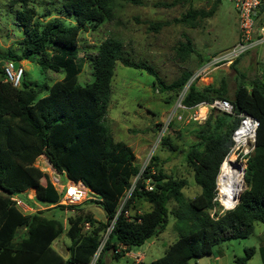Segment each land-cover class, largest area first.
Returning <instances> with one entry per match:
<instances>
[{"label": "trees", "instance_id": "1", "mask_svg": "<svg viewBox=\"0 0 264 264\" xmlns=\"http://www.w3.org/2000/svg\"><path fill=\"white\" fill-rule=\"evenodd\" d=\"M8 1L10 5L22 6L16 16L25 36L20 42L21 55L9 51L5 58L21 61L39 55L44 70L65 74L52 85L24 80L15 87L4 80V69L0 66V264H90L94 257L96 264H106L107 253L112 251V257L119 258L158 236L170 215L178 237L164 256L150 264H191V258L212 253L220 242L248 237L256 222L264 224L263 81L256 78L250 86L239 83L232 97L228 96L224 79L219 86H189L182 100L184 106L199 108L203 102L226 99L232 103L233 113L219 111L216 115L212 109L202 123H197L195 141L186 150V160L201 192L187 198L183 192L188 184L185 178L168 175L159 167L157 156H152L140 171L131 146L115 140L104 124L117 61L152 74L155 68L147 61L132 59L123 41L110 35L99 44L92 60L93 82L85 85L78 82L84 64L78 54L81 30L87 24L112 20L122 1L142 5L144 0H62V11L76 21L70 26L58 18L41 23L35 19V9L27 0ZM181 1L185 0H175L171 5ZM214 12V7L209 11L191 9L176 21L195 26L199 18L212 16ZM164 24L156 23V28ZM180 49L190 54L194 51L192 41L187 38ZM48 50H52L50 57L46 56ZM189 77L190 74H185L170 84L159 79V83L163 90L182 91ZM241 113L259 121L254 154L248 161L246 186L236 205L219 212L216 179L233 145L232 134ZM162 144L171 151H180L168 137L162 138ZM41 155L69 180L81 181L94 192V200L106 212L105 221L97 220L83 208L76 209L81 203L59 204L61 192L48 174H44L43 182L34 165ZM138 175L133 185L132 180ZM148 184L152 185L151 190L146 188ZM31 188L35 190L36 202L44 209L25 213L12 197L24 195ZM127 192L130 195L121 207ZM172 201L176 206L171 209ZM144 203L149 205L142 211ZM66 209L75 210L66 222L55 213L45 212ZM86 223L89 229H85ZM63 233L71 240L68 257L54 246ZM254 252L253 247L248 248L245 256L236 259L237 264H246Z\"/></svg>", "mask_w": 264, "mask_h": 264}, {"label": "rangeland", "instance_id": "2", "mask_svg": "<svg viewBox=\"0 0 264 264\" xmlns=\"http://www.w3.org/2000/svg\"><path fill=\"white\" fill-rule=\"evenodd\" d=\"M174 1L144 0L142 5L122 1L115 9L112 20L100 24H87L79 34L78 54L84 59V64L78 82L82 85L93 82L92 60L99 44L110 35L117 36L123 41L124 49L132 59L147 61L155 68V73L152 74L145 69L126 66L121 61H117L104 124L115 140L131 146L136 154V163L140 171L149 164L152 156H157L159 167L168 175L187 180L188 184L183 192L187 198H193L201 192V187L194 180L193 170L186 160V150L195 141L194 132L199 118L194 115L198 111L196 106L182 108L180 106L182 91L163 90L159 79L170 84L185 74H190L182 90L191 84L197 87L211 84L219 86L224 79L228 84V96L232 97L235 88L241 82L246 86H250L256 78L264 82V42L242 53L235 66L232 65L229 70L224 69L226 67L217 68L201 78L194 79L196 72L205 63L226 52L238 41L240 30L236 5L232 0H185L171 5ZM27 2L35 9V19L41 23L58 18L65 26L76 24L74 17L67 16L62 11V0H27ZM213 7L214 14L199 18L195 26L176 21L191 9L209 11ZM21 9L20 3L10 5L8 0H0L1 67L8 61L5 55L9 51L17 55L22 53L20 42L25 32L16 16ZM160 22L165 24L161 28H156V23ZM187 38L192 41L194 47V51L190 54H185L180 49L181 43H185ZM51 54L52 50H48L46 56L50 57ZM40 59L41 56L37 55L20 61L25 69L26 82L52 85L64 77V71L44 70L39 64ZM39 96H43V93ZM203 105L207 107V118L212 109L205 103ZM218 112L215 110L214 114H220ZM163 137H168L171 142L178 145L180 151H171L168 145L162 144ZM241 150L243 152L245 149ZM253 154L254 150H251L247 154L248 160L243 159L245 165H248ZM34 165L39 169L43 182L44 174H48L58 190H64L62 184L69 179L65 174L55 170L44 155L39 156ZM138 177L139 175L133 178V185ZM245 184L244 178L241 192ZM128 194L129 192L126 196ZM15 198L18 199V206L25 213L44 209L36 202L35 190L32 188L26 194ZM94 199V194L89 193L76 209L83 208L84 211L91 212L97 220L105 221L106 212ZM215 200L219 202L216 208L219 212L231 209L224 207L216 196ZM148 205L142 204V211L147 210ZM175 206L173 201L169 204L171 209ZM45 212L47 215L55 213L66 222L68 216L73 215L75 210ZM85 229L89 228L85 227ZM177 237L174 218L170 215L167 226L158 236L133 247L130 253L119 258H113L111 251L105 255L104 260L106 264H130L136 261L137 255H142V262L150 264L164 256L165 250ZM70 244L71 240L66 233L54 242V246L64 257L69 255ZM251 247L255 252L246 264H264V224L261 222L255 223L248 237L220 242L212 253L193 257L190 262L191 264H237L236 259L245 256L247 249ZM96 259L97 257H94L90 264H96Z\"/></svg>", "mask_w": 264, "mask_h": 264}, {"label": "built area", "instance_id": "3", "mask_svg": "<svg viewBox=\"0 0 264 264\" xmlns=\"http://www.w3.org/2000/svg\"><path fill=\"white\" fill-rule=\"evenodd\" d=\"M232 1L235 2L238 13V23L240 30L238 41L226 52L220 54L213 60L205 63L196 72L194 79L201 78L217 68L231 67V65L239 58V56L242 53L264 42V0H232ZM15 62L16 61L9 60L3 65L4 74H5L4 80L10 82L15 87H19L22 83L21 77L24 75L25 69L20 61H18L19 62L18 67L15 66ZM188 87L189 85L185 86V88L181 92L180 106H182V108H188L182 104V100L184 98V95ZM203 103H205L211 109H215L217 111H222L230 114L233 113V105L230 101L226 99H213L210 102H203ZM203 103H201V105H203ZM239 118H240L239 125L235 128L232 134L233 145L230 148V151L227 154V156L231 152H235L241 158H245L246 160H248L247 154L250 153L251 150L255 149L256 128L259 124V121L247 113L239 114ZM246 121H249L252 124L251 133L249 136L245 134L239 135L238 132L242 127V124ZM242 148L245 149L243 152H241ZM216 185H217L216 186V190H217L218 175L216 179ZM63 188L64 190L60 191L61 198L59 201V204L62 205L80 204L87 198V195L91 193L88 190V187H86L81 181L75 182L73 180H68L65 184H62V189ZM146 188L148 190H151L153 187L152 185L148 184ZM129 195L130 192L126 196V198ZM15 197L17 196H13L12 199L17 202L18 199ZM126 198L124 200H126ZM126 214L128 215V211H126ZM85 227L89 228L90 226L88 223H86ZM111 228L112 226L108 228L107 233L111 230ZM136 258L137 260H140V255H137Z\"/></svg>", "mask_w": 264, "mask_h": 264}, {"label": "bare ground", "instance_id": "4", "mask_svg": "<svg viewBox=\"0 0 264 264\" xmlns=\"http://www.w3.org/2000/svg\"><path fill=\"white\" fill-rule=\"evenodd\" d=\"M196 109L198 112L194 116L199 118V123H202L206 118L207 107L200 104L199 108ZM199 109H201V111ZM251 127L252 124L249 121L244 122L238 132L239 135L245 134L249 136ZM239 158L241 157L237 153L231 152L220 166L216 198L220 200L221 204L226 208L235 206L236 198L240 194L244 184V175L247 165L243 162L245 158H241L240 160Z\"/></svg>", "mask_w": 264, "mask_h": 264}, {"label": "crops", "instance_id": "5", "mask_svg": "<svg viewBox=\"0 0 264 264\" xmlns=\"http://www.w3.org/2000/svg\"><path fill=\"white\" fill-rule=\"evenodd\" d=\"M223 68V67H222ZM224 69H226V70H229L230 69V67H226V68H224ZM54 182V181H53ZM88 190L93 194L94 192L92 191V190H90L89 188H88ZM131 251H129V252H127L126 254H128V253H130ZM142 260H143V256L142 255H140V260H137L136 259V262H142Z\"/></svg>", "mask_w": 264, "mask_h": 264}, {"label": "water", "instance_id": "6", "mask_svg": "<svg viewBox=\"0 0 264 264\" xmlns=\"http://www.w3.org/2000/svg\"><path fill=\"white\" fill-rule=\"evenodd\" d=\"M18 65H19V62L18 61H16L15 62V66L16 67H18ZM25 80V77H24V75L21 77V81L23 82ZM245 173H246V171H245ZM239 196H240V194L238 195V197L236 198V203H237V201L239 200ZM236 205V204H235Z\"/></svg>", "mask_w": 264, "mask_h": 264}]
</instances>
